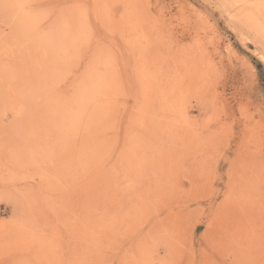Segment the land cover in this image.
Listing matches in <instances>:
<instances>
[{
    "label": "rangeland",
    "instance_id": "1",
    "mask_svg": "<svg viewBox=\"0 0 264 264\" xmlns=\"http://www.w3.org/2000/svg\"><path fill=\"white\" fill-rule=\"evenodd\" d=\"M0 264H264V0H0Z\"/></svg>",
    "mask_w": 264,
    "mask_h": 264
},
{
    "label": "bare ground",
    "instance_id": "2",
    "mask_svg": "<svg viewBox=\"0 0 264 264\" xmlns=\"http://www.w3.org/2000/svg\"><path fill=\"white\" fill-rule=\"evenodd\" d=\"M76 40V39H75ZM78 47V46H77ZM57 53V52H56ZM56 56V55H55ZM38 62V61H37ZM75 62V61H74ZM34 65V64H33ZM58 71V70H57ZM64 73V72H63ZM35 74V73H34ZM63 75V74H62ZM42 76V75H41ZM59 77V76H58ZM85 77V76H84ZM48 79V78H47ZM62 79V78H61ZM81 79V78H80ZM44 80V79H43ZM82 83H83V81H82ZM57 85V84H56ZM54 86V85H53ZM86 86V85H85ZM52 87V86H51ZM85 88V87H84ZM81 90V89H80ZM83 91H84V89H83ZM85 93H86V91H84ZM81 94V93H80ZM36 95V94H35ZM84 95V94H83ZM78 96V95H77ZM79 96H81V95H79ZM83 97V96H82ZM85 98V97H84ZM87 98V97H86ZM83 101V100H82ZM87 104V103H86ZM82 108V107H81ZM84 109V108H83ZM82 109V110H83Z\"/></svg>",
    "mask_w": 264,
    "mask_h": 264
}]
</instances>
